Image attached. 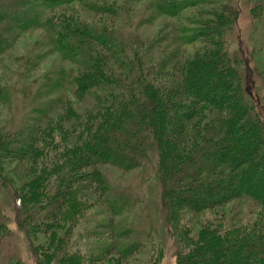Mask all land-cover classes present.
Returning <instances> with one entry per match:
<instances>
[{"label": "trees", "instance_id": "trees-1", "mask_svg": "<svg viewBox=\"0 0 264 264\" xmlns=\"http://www.w3.org/2000/svg\"><path fill=\"white\" fill-rule=\"evenodd\" d=\"M117 1L0 3V52L9 35L43 26L51 33L56 49L78 63L80 69L74 78L77 93L100 90L95 92L100 109L84 114L78 129L74 119L79 114L72 111L73 126L68 121L66 129L57 134H46L39 125L0 132V183L10 182L5 188L13 192L19 224L28 232L30 229L33 234L54 239L57 246L51 248L61 253L63 264H127L138 246L114 241L104 248L99 245L102 252L96 256L84 258L81 253L67 254L65 250L74 222L60 233L52 229L67 211L76 209L70 205L74 203L71 199L75 201L71 193L80 182L86 184L85 197L91 189L110 203L105 225L113 233L118 209L106 196L99 165L130 170L153 160L168 226L180 245L176 264H264V121L246 92L255 68L249 69L248 61L228 46L237 7L221 0L216 7L201 12L193 22L195 28L182 31V39L187 43L200 41L202 46L169 67L170 59L157 64L138 48L133 49V44L120 47L117 43L121 40L115 39L111 27L104 21L90 22L77 7L103 15L115 12ZM154 2L160 13L169 16L196 4L195 0ZM262 3L252 4L253 15L262 14ZM256 69L264 72V67ZM44 135L46 143L40 140L43 145H37ZM45 145L52 147L50 159ZM37 154L46 155L39 161L41 169L33 176L32 164L36 162H26V185L16 191V183L2 177L7 166L4 161H22ZM8 166L12 171L13 166ZM241 198L250 199L257 208L255 218L245 224L220 228L206 221L192 232L184 222V213L222 210V217L223 211ZM3 219L0 212V222ZM47 255L48 261L55 256Z\"/></svg>", "mask_w": 264, "mask_h": 264}, {"label": "rangeland", "instance_id": "rangeland-1", "mask_svg": "<svg viewBox=\"0 0 264 264\" xmlns=\"http://www.w3.org/2000/svg\"><path fill=\"white\" fill-rule=\"evenodd\" d=\"M154 1L118 0L115 2L116 11L103 15H95L81 5L77 7L81 16L90 22L104 21V24L111 27L116 33L115 39L121 40L120 44L117 43L120 47H126L127 44L129 48L133 44V49L138 48L147 60L151 57L155 63L163 64L170 59L167 65L171 67L182 55L192 53L202 46L200 41L185 42L182 31L195 28L193 22L200 13L216 7L221 0H195V5L175 16L160 13ZM225 1H231L238 9L232 30L228 34V46L248 61L249 69L255 68L246 92L252 96L256 110L264 121V72L260 74L259 69H256L264 67V0L260 9L261 15L260 12L256 15L251 13L252 4L259 0ZM11 2L14 0H0L1 4ZM47 14H52V11ZM141 45L143 46L140 47ZM79 69L77 62L56 49L51 33L43 26L9 35L6 46L0 52V132L30 129L29 126L39 125L44 127L46 134H57L60 129H66L68 121L73 126L70 113L72 111L79 114L78 119L73 118L78 129L84 114L100 109L97 107L95 94L100 90L94 89L86 94L77 93L74 78ZM125 70L122 71L123 74L126 73ZM78 120L81 122L78 123ZM40 140L46 143L45 135L37 141V145L42 146ZM43 147L48 154L47 159H50L49 152L52 147ZM37 156L22 161H4L7 163L2 175L5 182L6 179H12L16 183L13 188L21 191L20 188L26 185L25 180L28 177L26 171L29 167H24L25 163L36 162L32 164L34 170L31 172L35 176V172L41 169L39 161L46 157L42 154ZM8 164L13 166L12 171ZM155 166L153 160L130 170L114 164L99 165L106 196L118 209L114 216L113 233L105 225L110 217V203H106L105 197L99 199L91 189L88 197H85L86 184L77 183L73 194L71 193V198H75V201L71 199L74 203L70 204L76 209L67 211L52 229L60 233L70 222L75 223L71 238L66 242V253L78 252L84 258L96 256L102 252L99 245L104 248L116 241L119 244L138 246V250L125 261L127 264H176L180 245L176 235L172 233V227L168 226L161 198L162 186L155 174ZM7 183H0V212L5 218L0 222V264H63L59 260L61 253L51 248L57 246L54 239L49 235L44 237L41 233L33 234L30 229L28 232L19 224L20 213L13 204V192L5 188ZM221 211L184 213V222L186 221L192 232H197L206 221L225 228L229 224L240 225L253 220L257 208L250 199L241 198L233 201L223 211L222 217ZM180 217L182 224V214ZM110 235L113 237L110 238ZM50 253L55 256L48 261L47 254Z\"/></svg>", "mask_w": 264, "mask_h": 264}]
</instances>
